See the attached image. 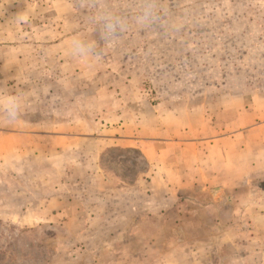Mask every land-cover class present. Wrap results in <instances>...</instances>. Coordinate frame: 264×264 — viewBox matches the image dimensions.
Masks as SVG:
<instances>
[{"label": "rangeland", "instance_id": "1", "mask_svg": "<svg viewBox=\"0 0 264 264\" xmlns=\"http://www.w3.org/2000/svg\"><path fill=\"white\" fill-rule=\"evenodd\" d=\"M126 2L0 0V89L30 97L19 123L0 124L5 264H264V226L205 208L206 194L164 205L137 146L148 129L200 134L188 114L218 123L227 101L264 98V0H162L160 25L99 61L65 56L93 3ZM252 181L264 188V174Z\"/></svg>", "mask_w": 264, "mask_h": 264}, {"label": "crops", "instance_id": "2", "mask_svg": "<svg viewBox=\"0 0 264 264\" xmlns=\"http://www.w3.org/2000/svg\"><path fill=\"white\" fill-rule=\"evenodd\" d=\"M208 115L188 114L195 126H205L200 134L192 129L194 126L176 125L178 128L170 136L162 127L147 130L137 144L152 166L146 181L152 190H164V205L173 201L177 211L199 198L197 194H206L205 200L200 201L202 206L224 205L228 216L235 214L237 223L252 225L255 233L264 226V188L252 181L261 180L264 174V98L227 101L221 106L218 123L208 122ZM213 123L220 127V134L211 132ZM206 131L208 137L202 134ZM183 132L184 136L191 133L192 139L176 137V133ZM98 157L99 154L96 160ZM177 199L188 202L179 203Z\"/></svg>", "mask_w": 264, "mask_h": 264}, {"label": "clouds", "instance_id": "3", "mask_svg": "<svg viewBox=\"0 0 264 264\" xmlns=\"http://www.w3.org/2000/svg\"><path fill=\"white\" fill-rule=\"evenodd\" d=\"M89 32H76L65 42V56L80 64L99 61L102 46L112 48L131 29L149 31L160 25L165 9L162 0H132L112 6L92 4ZM30 97L24 92L0 89V124L15 125L27 114Z\"/></svg>", "mask_w": 264, "mask_h": 264}, {"label": "trees", "instance_id": "4", "mask_svg": "<svg viewBox=\"0 0 264 264\" xmlns=\"http://www.w3.org/2000/svg\"><path fill=\"white\" fill-rule=\"evenodd\" d=\"M112 151H114V149H108V150H106L105 153L107 154V153H110ZM4 254H5V252H3L2 250H0V264H5L6 263L4 261Z\"/></svg>", "mask_w": 264, "mask_h": 264}]
</instances>
